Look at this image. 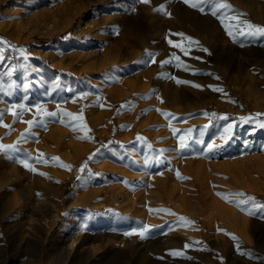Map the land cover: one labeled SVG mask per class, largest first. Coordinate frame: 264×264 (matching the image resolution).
I'll use <instances>...</instances> for the list:
<instances>
[{
    "label": "rangeland",
    "instance_id": "obj_1",
    "mask_svg": "<svg viewBox=\"0 0 264 264\" xmlns=\"http://www.w3.org/2000/svg\"><path fill=\"white\" fill-rule=\"evenodd\" d=\"M58 1L0 0V264H264V0Z\"/></svg>",
    "mask_w": 264,
    "mask_h": 264
},
{
    "label": "snow or ice",
    "instance_id": "obj_2",
    "mask_svg": "<svg viewBox=\"0 0 264 264\" xmlns=\"http://www.w3.org/2000/svg\"><path fill=\"white\" fill-rule=\"evenodd\" d=\"M142 3H147L149 2V0H141ZM184 3L188 4L189 7H192V8H198L201 12L204 11V7L203 5L208 3V4H213L215 3V7L212 11V15H216L217 11L221 8H230V5H228L227 3H224L222 2V0H184ZM160 11H164V7L163 5L160 6ZM232 19H236V17H233ZM245 28L247 29V31H245ZM245 28H241L239 29V35L241 36H256V35H261V36H264V27H261V26H255V25H252L251 23L249 22H245ZM226 31H228V35L229 36H232L233 35V32L231 30H228L226 28ZM179 35H183V34H179ZM189 40L191 38H188ZM169 43L171 44L172 42L169 41ZM176 47H180V45H175ZM204 51H207L206 49H204ZM187 54V53H186ZM177 61H178V58H176ZM168 61H164L163 63H167ZM179 82V81H178ZM194 87H199V85H193ZM214 91H222L221 89H213ZM23 107V106H21ZM123 107V106H122ZM15 115V114H14ZM49 115H55L54 113H51ZM67 115L69 116H72L71 113H68ZM164 115H168V114H164ZM82 117H78V119H80ZM224 117H222L223 119ZM29 124L32 123V121H29L28 122ZM0 126H4V127H9L8 125H2L0 124ZM262 127H264V124L261 125ZM176 130H173V133L175 134ZM83 138V137H81ZM139 138V137H138ZM181 148H184L185 145L183 143H181L180 145ZM15 148V145H3V144H0V152H4L6 149H14ZM52 160L53 161H59V158L58 157H52ZM21 163L24 164L25 167H30L26 162L24 161H21ZM44 163H47V161H44ZM59 166L61 167H64L66 169H70V166L69 165H65V164H62L60 163ZM32 171H35V169H30ZM83 170V168L81 169ZM41 175H44L43 173H41ZM179 176V174H177ZM232 195H235V196H244L243 193H233ZM222 198L225 199L226 201L228 200V197L227 195H222ZM247 201H251L252 204H253V207L257 210V211H252L251 209H248L246 210V214L248 215H257L259 214V218L261 219H264V204H257L255 202V198L254 197H247ZM246 201L245 200H239L236 202V206L237 207H240L241 205L245 204ZM151 211V210H150ZM183 219V218H181ZM150 231L149 229V226L147 225H144L142 230L139 231L138 233H135V232H132V233H126V235H132V234H138L140 236L141 239H144L146 238V234ZM173 255H179V253H172Z\"/></svg>",
    "mask_w": 264,
    "mask_h": 264
},
{
    "label": "bare ground",
    "instance_id": "obj_3",
    "mask_svg": "<svg viewBox=\"0 0 264 264\" xmlns=\"http://www.w3.org/2000/svg\"><path fill=\"white\" fill-rule=\"evenodd\" d=\"M41 0H17V3L18 4H20V5H22V6H25L26 8H28V9H35L36 10V8L38 7V5H39V2H40ZM74 0H60V2L57 4V5H55V6H49V7H43V8H41L40 10H39V14H41L42 16H46V17H49V18H54V17H56V15H57V13L59 12V10L60 9H62L63 7L65 8V7H67V6H69L72 2H73ZM234 4H236V5H241V4H243L244 3V0H231ZM50 5V4H49ZM47 6V5H46ZM19 9V8H18ZM16 10L15 12L17 13V14H21V11L20 10ZM34 11V10H33ZM38 11V10H37ZM24 14V13H23ZM76 14V13H75ZM74 14V15H75ZM183 15L182 14H180V18L182 17ZM263 21H264V18H263ZM71 22V21H70ZM146 35V32H143L141 35H140V43L142 44L143 43V38L142 37H144ZM87 37V36H86ZM105 54H107V52L105 53ZM115 60V58L114 57H109V58H107V57H105L104 58V60H103V63H101L102 65H105V64H108V63H111V62H113ZM130 94H132V95H134V94H136V91H135V89L133 90L132 89V91H131V93ZM173 109H176L177 110V107H172ZM94 118V117H93ZM58 133V132H57ZM64 134V133H63ZM55 135H57V134H55ZM60 135H62L61 133H60ZM70 135V134H69ZM68 135V136H69ZM75 136V135H74ZM73 136V137H74ZM56 137V136H55ZM70 137V136H69ZM73 137H72V139H73ZM19 143H20V138H19V136L18 135H16V147H18L19 146ZM72 143V142H71ZM147 152V154H149L148 153V151H146ZM103 166H105V165H103ZM199 172H197V180L198 181H200L201 183H200V185H203V183H204V179L206 178H204L203 177V175L205 174V172L202 174V170H198ZM204 176H206V175H204ZM87 179V177H85V176H83V177H81L80 178V182L81 181H85ZM53 180H56V178L54 177L53 178ZM54 183V182H53ZM206 183V182H205ZM203 186H205V184L203 185ZM202 186V187H203ZM116 192H119V193H121L122 195H124V197H125V200L127 199L126 197H129V195H130V193H129V191H128V188L127 187H125V186H117V188H116ZM205 194V193H204ZM206 199V198H205ZM199 200H201V197L199 198Z\"/></svg>",
    "mask_w": 264,
    "mask_h": 264
}]
</instances>
